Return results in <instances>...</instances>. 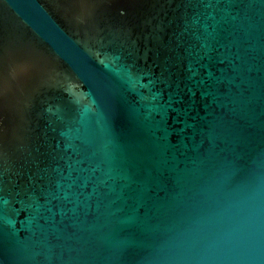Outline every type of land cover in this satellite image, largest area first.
Returning <instances> with one entry per match:
<instances>
[{
    "label": "water",
    "instance_id": "1",
    "mask_svg": "<svg viewBox=\"0 0 264 264\" xmlns=\"http://www.w3.org/2000/svg\"><path fill=\"white\" fill-rule=\"evenodd\" d=\"M0 264H264V0H0Z\"/></svg>",
    "mask_w": 264,
    "mask_h": 264
}]
</instances>
